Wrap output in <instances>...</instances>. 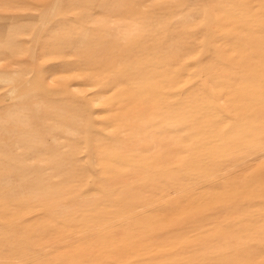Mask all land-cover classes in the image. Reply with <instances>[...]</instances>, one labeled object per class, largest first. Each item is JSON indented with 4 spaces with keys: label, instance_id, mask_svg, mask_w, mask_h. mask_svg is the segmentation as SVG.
<instances>
[{
    "label": "rangeland",
    "instance_id": "374dc122",
    "mask_svg": "<svg viewBox=\"0 0 264 264\" xmlns=\"http://www.w3.org/2000/svg\"><path fill=\"white\" fill-rule=\"evenodd\" d=\"M0 264H264V0H0Z\"/></svg>",
    "mask_w": 264,
    "mask_h": 264
}]
</instances>
